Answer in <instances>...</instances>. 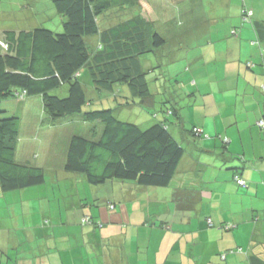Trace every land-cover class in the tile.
<instances>
[{
  "label": "crops",
  "instance_id": "crops-1",
  "mask_svg": "<svg viewBox=\"0 0 264 264\" xmlns=\"http://www.w3.org/2000/svg\"><path fill=\"white\" fill-rule=\"evenodd\" d=\"M162 1L150 5L152 19L179 20L178 25L185 26L194 40L205 35L214 38L213 42H183L186 48L179 62L187 66L182 74L192 90L186 106L197 107V116L187 118L189 131L179 129L185 151L171 183L144 186L135 180L107 181L128 186L120 191L122 197L107 201L106 206L113 203L117 213L105 219L103 208L82 209V215L68 217L67 227L60 231L55 225L47 229L39 217L30 218L28 226L26 220L22 223L20 217H12L11 208L14 214L20 207L36 213V203L0 200V264H264V127L257 124L264 113V0H242L243 6L254 10V26L242 21L240 12L233 9L234 0ZM233 28H240L238 35L231 33ZM36 100L40 102L34 98L28 103L37 104ZM38 107L42 109L41 104ZM46 122L28 123L34 131L53 127ZM194 127L203 132L193 135ZM224 137L229 141L224 142ZM29 154L32 157L31 146L20 155ZM47 155L39 154L34 162L46 165ZM63 163L61 169L57 167L60 188L64 186L60 180ZM236 175L247 185H239ZM162 188L168 195L162 194ZM106 197H96L94 203L99 207ZM137 200L148 207L163 204L164 210L133 223L130 218L141 210ZM87 214L102 226L95 221L83 224ZM208 218L213 226L208 225ZM139 220L153 222V228L160 222L163 228L153 237L144 232ZM223 223L229 225L228 230L222 228ZM170 230L174 236L166 234ZM173 239L169 253L162 257L155 253L158 248L168 250L164 243Z\"/></svg>",
  "mask_w": 264,
  "mask_h": 264
},
{
  "label": "trees",
  "instance_id": "trees-1",
  "mask_svg": "<svg viewBox=\"0 0 264 264\" xmlns=\"http://www.w3.org/2000/svg\"><path fill=\"white\" fill-rule=\"evenodd\" d=\"M145 2L163 1L52 0L62 18V30L46 23L33 24L27 17V22L15 23L5 12L10 19L4 17L0 25V187L4 192L44 185L46 173L56 178L59 171L53 168L57 166L51 154L46 165L34 162L38 160L35 155H20L24 147L30 148L27 141L33 144L36 140L38 130L28 122L26 125L20 113L2 108L8 98L24 100L25 115L26 103L40 99L48 115L45 119L52 125L67 120L66 135H58L63 139L58 151L63 155L65 172L80 175L78 180L74 176L64 178L67 190L75 191L76 184L79 191L85 181L92 185L112 180H135L144 186L171 183L185 151L178 139L181 131H173L171 124L186 131L184 118L180 104H159L157 95L168 92V88L159 76L149 74L158 75L156 67L161 72L167 70L160 61L162 57L179 62L186 48L183 40L192 38L176 21L152 19ZM253 16L254 10L243 6L242 21L254 26ZM157 23L164 26L157 28ZM170 31L181 41L169 42ZM239 31L231 29L235 36ZM155 57L159 59L157 66ZM182 66L184 70L187 67ZM174 72L181 73L178 69ZM157 106L160 110H151ZM125 109L131 113L136 109L148 111L155 121L143 127L142 123L149 121L143 114L134 120L120 118L116 112ZM171 115L176 117L175 123ZM257 124L264 127V113ZM191 132L200 135L203 130L194 127ZM225 141L229 139L224 137ZM235 179L239 185H247L241 176ZM94 221L97 226L103 224L92 215L82 218L83 224ZM213 224L208 218V225ZM223 226L229 228L227 223Z\"/></svg>",
  "mask_w": 264,
  "mask_h": 264
},
{
  "label": "rangeland",
  "instance_id": "rangeland-1",
  "mask_svg": "<svg viewBox=\"0 0 264 264\" xmlns=\"http://www.w3.org/2000/svg\"><path fill=\"white\" fill-rule=\"evenodd\" d=\"M173 1V0H170ZM244 1V0H243ZM242 0H234L233 2V9L236 11H239L240 14L242 15V10H243V2ZM246 2H248V0H246ZM156 2H152L151 3H146L145 9H147L149 16L152 18L154 17L153 14H151V8L154 6ZM152 5V7L150 6ZM209 5V4H208ZM264 6V5H262ZM249 8V7H248ZM264 8V7H261ZM5 12H8L12 15V18L14 19L15 23L19 22V23H25L28 20H26L27 18L32 19V22H34L33 24H38V23H46L47 26H50L53 29H60L62 30V18L56 13L53 5H52V0H0V25L3 24L2 22H4V17L8 18ZM7 13V14H8ZM254 17V16H253ZM237 20H240V15H237L236 17ZM178 22V20L176 21V23ZM18 24H16L17 26ZM44 25V24H43ZM163 24H159L157 23V28L159 26H162ZM235 25H237V22H235ZM22 26V25H21ZM164 26V25H163ZM173 29V28H172ZM173 32L170 31L168 32V37L170 38L169 42H180V36H178L177 34L174 37V34H172ZM230 39H234L232 37H230ZM183 40V39H182ZM214 38H210V36L205 35L201 38H198L196 40H194L193 38L187 41L183 42H213ZM253 42V40H252ZM195 50H197L195 48ZM169 58L167 57H162L160 58V61L163 63V68H166L167 70H165V72H161L160 71V67H156L155 70L159 73L158 75H152L149 74L150 76H159V79L166 82V86L168 88V92L165 93V91H162V94H158L157 95V99L160 100L161 102L159 103L160 105H164L166 107V105L170 106L172 103L179 106H181L180 108V113L183 116V121L184 123L188 120L187 118H195L197 116V107H188L186 100L189 98L187 95H192V90H191V84L190 80L188 81L185 78V75L182 74V70L183 66L180 62H175L173 63V61L168 60ZM155 61V65H158L159 59L157 60V57H155L154 59ZM178 69L179 71H181V73L178 72V74H176L174 72V70ZM193 81V79L191 80V82ZM189 82V83H188ZM184 83H186L184 85ZM187 86V87H186ZM170 99L168 101V99ZM32 100H34V98H32ZM39 100V99H38ZM165 101V103H163ZM177 101V103L175 102ZM23 102L24 100H18L15 98H8L5 101L2 102V108L3 107H8V108H3V109H9L11 110L13 113L17 114V115H22L24 122H31L34 121L36 119H40L43 120L45 118L48 117V115H46L45 111L42 109H40L38 107V104H41L42 106V102L37 101V104L30 102V103H26V115L22 112L23 111ZM157 104V103H156ZM114 105V104H113ZM158 105V104H157ZM200 107H198V114L200 115ZM151 110L153 111H158L160 110L158 108V106L156 108H152ZM21 111V112H19ZM20 113V114H19ZM140 113V115H145L146 116V120L148 118L149 121L142 123L143 127H147L148 125L152 124L155 119L152 118V115L145 110L140 109L139 112H137L136 110H133L132 113L129 112L127 109L125 110H120L118 111V113L116 112V114L123 119H129V120H134L138 114ZM160 116L162 115V112H159ZM170 120L174 121L176 120V117L174 115L170 116ZM50 120H48V122H46L44 125H48L52 124L49 122ZM67 123V120H63V121H59L58 123H55L53 125V127H51L49 125V130L50 131H45V129H47V126H44L42 128H38V131L36 132L35 135V141H33V144H30L31 146V155H35V158L39 160V154L43 155L44 152H46V154L48 153L52 155V157H54L53 161H54V165H56L58 168L61 169L62 166V162H63V155L61 154V151H58V147L60 144H62L63 139H60V137L58 135L64 136L66 135V131H67V127L65 126V124ZM173 123V122H172ZM189 121L186 122V129L189 128ZM171 128L173 131H177V129H180V125H176V123L173 125L171 124ZM176 125V126H175ZM49 134L50 137H47ZM43 142V143H42ZM38 143V144H37ZM47 155V156H48ZM46 156V158H47ZM56 167V168H57ZM57 168V169H58ZM51 172L55 173V175L57 174L56 170H52ZM62 172V171H61ZM46 183L43 186H34V187H30L29 189H21V190H13V191H1L0 190V200H3L4 202H6V200L8 201H31L37 204V211L36 213L34 211H32V209L28 207H20L18 208L17 212L14 214L13 213V208H11V214L12 217H14L15 220L16 217H20L19 220L20 222H24L26 220L27 226L29 225V219L30 218H38L40 219V223L43 226H46L47 229H50L51 226L55 225L57 231H60L62 229L65 230V228L67 227L66 221L68 217H72L73 219L75 217H80V215H82L81 211L82 209H86L87 211H91V209L95 208V210H98L100 208L102 209V213L103 216L105 217V219H108V217L110 215H114L116 214V207H107V201L111 200L114 201L113 199H119L122 196H119L120 191L123 188L128 187L125 183L123 182H107V183H102V184H98V185H92L89 184L85 181V185L84 184H80L79 185V191H77V185H73V188H75V191H69L67 190V188L65 186H61L62 188H60V186L57 185V183H59L57 179H59V175L53 179V174L52 173H46ZM71 177L74 176L76 180L79 179V174L74 175L73 173H66L64 172L62 174V177L60 178L61 181H64V178L66 177ZM70 180V179H69ZM117 181V180H116ZM70 182V181H69ZM72 186L69 183V187ZM165 188H162V190ZM26 190V191H23ZM5 194V195H3ZM162 194H166L168 195V191L163 190ZM80 195H86V197L80 199ZM4 196V197H3ZM100 196H107L106 198H104L103 200H101L99 202V207L97 206L98 204H95V198L96 197H100ZM93 199L92 201H87L88 198ZM173 203V202H172ZM171 203V204H172ZM34 204L31 205V207H33ZM137 206L141 208L140 211L136 212L131 218L130 216L127 214V212H125V219L128 220L129 218L132 219L133 223H135V220L140 219L143 215L145 216H149V214H153L156 213L158 211H162L164 210V206L163 204H160L159 207L157 206H153V207H148V206H143L142 201L137 200ZM109 208V209H108ZM115 208V209H114ZM0 211H2V207L0 205ZM4 213V212H3ZM5 214V213H4ZM165 216H168V214L164 213ZM163 214V215H164ZM71 215V216H70ZM109 215V216H108ZM32 221V219L30 220ZM129 223V222H128ZM139 223L143 226L144 225V232L148 233L150 236L151 234L153 235V237H156V233L159 229H162V224L160 222L157 223V228H153L154 224L153 222L148 224L147 222H145V220H139ZM127 225V224H126ZM178 225V224H176ZM23 226V225H21ZM225 230H228V228L226 226L222 227ZM153 232V233H152ZM168 232V231H167ZM166 232V234H172L171 236H174V232L175 231H169L168 233ZM178 239V236L176 237V240ZM0 240H3V237L1 236ZM175 242V240H167L164 243V247H167L168 250L163 251L161 248H158L156 250V254H159V256H164L167 252L169 253V251H171L173 249V243ZM151 245L154 244V240L150 242ZM37 246L39 247H43L41 245H35V244H31L30 247H34Z\"/></svg>",
  "mask_w": 264,
  "mask_h": 264
},
{
  "label": "built area",
  "instance_id": "built-area-1",
  "mask_svg": "<svg viewBox=\"0 0 264 264\" xmlns=\"http://www.w3.org/2000/svg\"><path fill=\"white\" fill-rule=\"evenodd\" d=\"M240 182H241V183H245V182H244V181H242V180H241Z\"/></svg>",
  "mask_w": 264,
  "mask_h": 264
}]
</instances>
